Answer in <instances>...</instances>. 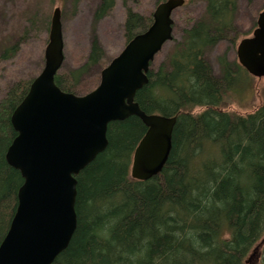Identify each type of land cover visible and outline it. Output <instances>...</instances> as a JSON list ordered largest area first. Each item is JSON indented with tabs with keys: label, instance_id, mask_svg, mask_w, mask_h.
<instances>
[{
	"label": "trees",
	"instance_id": "16d2710c",
	"mask_svg": "<svg viewBox=\"0 0 264 264\" xmlns=\"http://www.w3.org/2000/svg\"><path fill=\"white\" fill-rule=\"evenodd\" d=\"M99 2L97 20L110 14L116 0ZM189 2L203 3V15L179 41L173 38L166 61L151 63L149 83L135 98L148 115L177 117L167 164L149 181L132 179L133 155L147 128L135 116L111 123L108 148L77 176V230L53 264H245L262 239L264 100L250 113L231 111V99L251 89L252 77L226 56L216 74L205 56L222 42L237 45L238 1ZM126 13L128 44L147 31L153 14ZM103 58L96 39L82 69L100 66ZM34 79L16 82L0 102V245L24 182L6 160L16 137L11 117ZM55 83L66 93L84 94L71 73L59 71Z\"/></svg>",
	"mask_w": 264,
	"mask_h": 264
},
{
	"label": "water",
	"instance_id": "95a60500",
	"mask_svg": "<svg viewBox=\"0 0 264 264\" xmlns=\"http://www.w3.org/2000/svg\"><path fill=\"white\" fill-rule=\"evenodd\" d=\"M184 5L185 0L159 4L152 25L102 70L99 86L85 96L55 83L64 62L62 13L55 9L45 66L11 117L16 137L6 160L24 182L0 245V264H53L69 247L78 225L77 176L108 148L111 123L135 116L147 128L133 155L132 179L149 181L162 173L177 117L148 115L135 98L149 83L151 63L173 40L172 16ZM237 59L251 77L264 78V11L253 35L239 42Z\"/></svg>",
	"mask_w": 264,
	"mask_h": 264
},
{
	"label": "rangeland",
	"instance_id": "374dc122",
	"mask_svg": "<svg viewBox=\"0 0 264 264\" xmlns=\"http://www.w3.org/2000/svg\"><path fill=\"white\" fill-rule=\"evenodd\" d=\"M235 23L241 37L234 47L222 42L207 50L206 59L216 74L220 73L219 59H237V46L242 39L253 35L259 14L264 11V0H237ZM99 0H0V102L9 88L20 80L36 78L45 66V50L49 43L51 19L55 9L62 13L64 62L60 73H71L79 80L85 96L100 84L101 72L126 47L124 25L127 8L149 16L158 7L155 0H116L109 15L97 20ZM173 13V38L180 40L182 31L193 20L201 17L204 5L189 2ZM98 41L104 58L100 66L82 69L87 62L94 40ZM174 40V39H173ZM167 43L155 58V64L166 61L175 40ZM19 44V51L3 58L4 52ZM264 100V78H253L251 89L231 99L230 110L238 114L254 111ZM245 264H264V235Z\"/></svg>",
	"mask_w": 264,
	"mask_h": 264
}]
</instances>
